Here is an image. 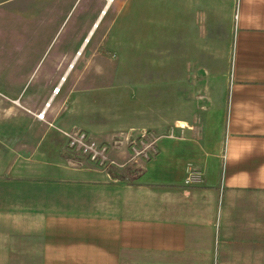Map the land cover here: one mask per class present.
<instances>
[{
  "label": "crops",
  "instance_id": "0c3cea01",
  "mask_svg": "<svg viewBox=\"0 0 264 264\" xmlns=\"http://www.w3.org/2000/svg\"><path fill=\"white\" fill-rule=\"evenodd\" d=\"M152 11L159 27L167 16L172 59L202 64L199 124L156 137L128 182L66 156L54 95L44 120L0 102V264H264V0Z\"/></svg>",
  "mask_w": 264,
  "mask_h": 264
},
{
  "label": "rangeland",
  "instance_id": "374dc122",
  "mask_svg": "<svg viewBox=\"0 0 264 264\" xmlns=\"http://www.w3.org/2000/svg\"><path fill=\"white\" fill-rule=\"evenodd\" d=\"M153 5L158 0H114L85 46L107 0H0L1 109L39 115L54 95L49 116L59 109L70 126L57 130L84 131L106 145V171L131 182L142 171L140 139L148 144L198 125L204 108L202 64L183 52L172 59L167 16L162 11L159 27ZM64 137L70 160L95 167Z\"/></svg>",
  "mask_w": 264,
  "mask_h": 264
},
{
  "label": "built area",
  "instance_id": "2783aa9c",
  "mask_svg": "<svg viewBox=\"0 0 264 264\" xmlns=\"http://www.w3.org/2000/svg\"><path fill=\"white\" fill-rule=\"evenodd\" d=\"M58 90V89H57ZM54 94H57L58 91ZM45 112L43 111L38 115V118L44 120ZM68 140L69 149L84 156L92 165L97 169L106 170L107 166L111 163L108 157V149L106 145L100 144L98 141L93 140L86 132L80 131L77 133L63 132ZM143 139V138H142ZM140 139L142 146L140 149L135 150L136 157L139 158L137 165L143 168L144 164L152 158L155 153L154 142L144 143ZM134 146V145H133ZM132 147V146H131ZM152 150V151H151ZM204 180V173L198 170H191L186 175V183L189 185L201 184Z\"/></svg>",
  "mask_w": 264,
  "mask_h": 264
},
{
  "label": "bare ground",
  "instance_id": "6f19581e",
  "mask_svg": "<svg viewBox=\"0 0 264 264\" xmlns=\"http://www.w3.org/2000/svg\"><path fill=\"white\" fill-rule=\"evenodd\" d=\"M113 1H114V0H107L108 5L106 6L105 10L102 12V14H101L100 18L98 19L97 23L93 26L91 32L89 33L88 38L85 40V45L88 43V41H89V39H90V36L93 34V32L95 31V29L97 28V26H98L100 20L102 19L103 15L105 14L106 9H107V8L113 3ZM80 55H81V52H79V53L77 54V56H76V58H75V61L77 60V58H78ZM73 66H74V65L72 64V65L70 66V69L73 68ZM65 79H66V74H65L64 78L62 79V81H61L59 87L62 85V83L65 81ZM58 90H59V88H58ZM49 102H50V101H49ZM48 106H50V103H47L46 107H48ZM44 112H46V110H44Z\"/></svg>",
  "mask_w": 264,
  "mask_h": 264
},
{
  "label": "trees",
  "instance_id": "16d2710c",
  "mask_svg": "<svg viewBox=\"0 0 264 264\" xmlns=\"http://www.w3.org/2000/svg\"><path fill=\"white\" fill-rule=\"evenodd\" d=\"M140 173H141V171H139L138 174H135L133 178H135V177H136V178L139 177V176L141 175ZM139 174H140V175H139Z\"/></svg>",
  "mask_w": 264,
  "mask_h": 264
}]
</instances>
